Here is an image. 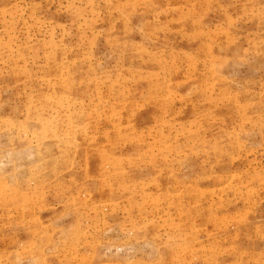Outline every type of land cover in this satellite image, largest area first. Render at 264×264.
I'll return each mask as SVG.
<instances>
[{"label": "rangeland", "instance_id": "374dc122", "mask_svg": "<svg viewBox=\"0 0 264 264\" xmlns=\"http://www.w3.org/2000/svg\"><path fill=\"white\" fill-rule=\"evenodd\" d=\"M0 264H264V0H0Z\"/></svg>", "mask_w": 264, "mask_h": 264}]
</instances>
